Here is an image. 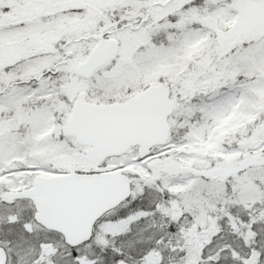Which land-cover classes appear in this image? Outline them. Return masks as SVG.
<instances>
[{"label":"snow or ice","instance_id":"6c2138e0","mask_svg":"<svg viewBox=\"0 0 264 264\" xmlns=\"http://www.w3.org/2000/svg\"><path fill=\"white\" fill-rule=\"evenodd\" d=\"M0 264H264V0H0Z\"/></svg>","mask_w":264,"mask_h":264}]
</instances>
